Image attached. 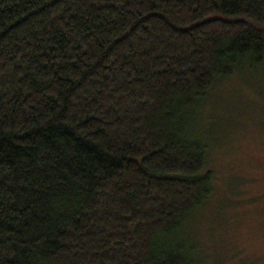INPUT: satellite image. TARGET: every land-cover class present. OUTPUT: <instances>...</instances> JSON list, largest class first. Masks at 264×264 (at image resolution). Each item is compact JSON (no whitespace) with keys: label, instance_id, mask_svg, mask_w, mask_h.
Returning <instances> with one entry per match:
<instances>
[{"label":"trees","instance_id":"16d2710c","mask_svg":"<svg viewBox=\"0 0 264 264\" xmlns=\"http://www.w3.org/2000/svg\"><path fill=\"white\" fill-rule=\"evenodd\" d=\"M261 68L264 0H0V264H204L201 107Z\"/></svg>","mask_w":264,"mask_h":264},{"label":"rangeland","instance_id":"374dc122","mask_svg":"<svg viewBox=\"0 0 264 264\" xmlns=\"http://www.w3.org/2000/svg\"><path fill=\"white\" fill-rule=\"evenodd\" d=\"M208 97L200 125L216 144L214 195L192 232L204 264H264V68L231 75Z\"/></svg>","mask_w":264,"mask_h":264}]
</instances>
